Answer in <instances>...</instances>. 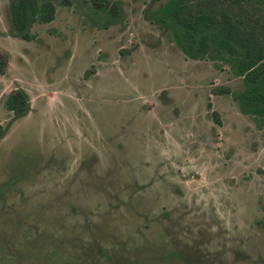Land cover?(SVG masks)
I'll return each mask as SVG.
<instances>
[{
    "label": "rangeland",
    "instance_id": "1",
    "mask_svg": "<svg viewBox=\"0 0 264 264\" xmlns=\"http://www.w3.org/2000/svg\"><path fill=\"white\" fill-rule=\"evenodd\" d=\"M70 1L23 39L0 0V264H264V124L214 92L240 77L185 56L163 0L105 27Z\"/></svg>",
    "mask_w": 264,
    "mask_h": 264
},
{
    "label": "trees",
    "instance_id": "2",
    "mask_svg": "<svg viewBox=\"0 0 264 264\" xmlns=\"http://www.w3.org/2000/svg\"><path fill=\"white\" fill-rule=\"evenodd\" d=\"M86 19L97 27L118 22L123 15L120 0H84ZM55 2L70 0H7L12 32L31 39V24L49 21ZM150 19L168 29L173 42L190 58L225 62L240 77L241 87L215 86L214 92L230 91L240 112L264 124V0H163ZM7 62L0 51V73ZM208 103V102H207ZM3 105L12 116L23 115L28 107L21 88L6 93ZM214 120L220 122L215 110Z\"/></svg>",
    "mask_w": 264,
    "mask_h": 264
}]
</instances>
